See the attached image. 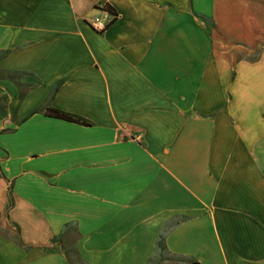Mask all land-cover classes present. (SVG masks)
I'll return each mask as SVG.
<instances>
[{"label":"crops","instance_id":"obj_1","mask_svg":"<svg viewBox=\"0 0 264 264\" xmlns=\"http://www.w3.org/2000/svg\"><path fill=\"white\" fill-rule=\"evenodd\" d=\"M0 129V264H264V0H0Z\"/></svg>","mask_w":264,"mask_h":264},{"label":"trees","instance_id":"obj_2","mask_svg":"<svg viewBox=\"0 0 264 264\" xmlns=\"http://www.w3.org/2000/svg\"><path fill=\"white\" fill-rule=\"evenodd\" d=\"M44 113L47 114V115H50V116H53V117H57V118H61V119H64V120H68V121H73V122H77V123H81V124H85V125H88L90 124L89 122L85 121L84 119L76 116V115H73L71 113H67V112H63V111H60V110H57V109H54V108H46L44 110ZM5 129H0V132H3ZM0 176H2L0 174ZM5 181L7 182V189H6V193H7V203L5 205V210L8 209L11 205V197H10V188H11V183L9 181H7V179H5ZM6 214V213H5ZM16 242L17 244L21 245V242L18 238H16ZM28 248V246L26 247ZM157 248H158V251H159V254H158V260H162V259H166V258H171V259H180V260H187V259H184L182 257H177L175 255H172V254H168L166 249H165V246H164V243H163V235L160 234L159 237H158V240H157ZM151 261L153 262L152 259L149 260V264L151 263ZM65 262L66 264H68L67 260L65 259Z\"/></svg>","mask_w":264,"mask_h":264},{"label":"built area","instance_id":"obj_3","mask_svg":"<svg viewBox=\"0 0 264 264\" xmlns=\"http://www.w3.org/2000/svg\"><path fill=\"white\" fill-rule=\"evenodd\" d=\"M101 15H95L88 19L89 25L96 31H102L114 19V13L106 6L99 5L97 7Z\"/></svg>","mask_w":264,"mask_h":264},{"label":"bare ground","instance_id":"obj_4","mask_svg":"<svg viewBox=\"0 0 264 264\" xmlns=\"http://www.w3.org/2000/svg\"><path fill=\"white\" fill-rule=\"evenodd\" d=\"M104 6V5H103Z\"/></svg>","mask_w":264,"mask_h":264}]
</instances>
